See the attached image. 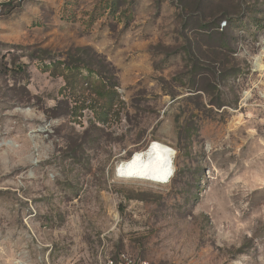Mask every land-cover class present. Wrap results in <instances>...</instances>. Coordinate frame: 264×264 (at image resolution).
Returning <instances> with one entry per match:
<instances>
[{
	"label": "rangeland",
	"instance_id": "1",
	"mask_svg": "<svg viewBox=\"0 0 264 264\" xmlns=\"http://www.w3.org/2000/svg\"><path fill=\"white\" fill-rule=\"evenodd\" d=\"M153 142L168 183L116 176ZM121 251L264 264V0H0V264Z\"/></svg>",
	"mask_w": 264,
	"mask_h": 264
},
{
	"label": "bare ground",
	"instance_id": "2",
	"mask_svg": "<svg viewBox=\"0 0 264 264\" xmlns=\"http://www.w3.org/2000/svg\"><path fill=\"white\" fill-rule=\"evenodd\" d=\"M171 155L170 148L153 142L148 148L134 153L129 159L116 165L114 173L118 177L165 184L171 178Z\"/></svg>",
	"mask_w": 264,
	"mask_h": 264
},
{
	"label": "trees",
	"instance_id": "3",
	"mask_svg": "<svg viewBox=\"0 0 264 264\" xmlns=\"http://www.w3.org/2000/svg\"><path fill=\"white\" fill-rule=\"evenodd\" d=\"M95 11H96V7L95 9H93L90 13V15H94L95 14ZM231 22V21H230ZM53 64H58V65H61V70L62 72L60 73L62 75V77L64 78V81H65V85L63 87V89H66V88H69V89H72L73 88V85L75 84V82L78 80V79H81V78H84L83 75H80L81 74V69H86L88 72V75L90 76L94 70L91 69L90 67H88L87 65H80V64H72V63H68L64 60H61V59H57L55 61H53ZM87 75V76H88ZM95 76H97V78H99L100 80V84H103L102 86H106V83L103 82L104 80V75H102L100 72H95ZM90 81H87V83H89ZM113 84H110L109 85V89H111L113 86ZM66 94V93H65ZM111 94L110 90H103V89H97L96 91V95L98 97H102V98H106L108 97L109 95ZM100 121H103L102 119L98 118Z\"/></svg>",
	"mask_w": 264,
	"mask_h": 264
},
{
	"label": "built area",
	"instance_id": "4",
	"mask_svg": "<svg viewBox=\"0 0 264 264\" xmlns=\"http://www.w3.org/2000/svg\"><path fill=\"white\" fill-rule=\"evenodd\" d=\"M99 264H149L148 261L139 259L134 255L121 251L116 256L105 255Z\"/></svg>",
	"mask_w": 264,
	"mask_h": 264
}]
</instances>
